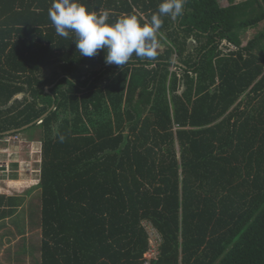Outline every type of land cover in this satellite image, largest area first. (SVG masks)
<instances>
[{
    "label": "trees",
    "instance_id": "1",
    "mask_svg": "<svg viewBox=\"0 0 264 264\" xmlns=\"http://www.w3.org/2000/svg\"><path fill=\"white\" fill-rule=\"evenodd\" d=\"M226 1L186 0L156 58L120 68L57 35L53 0H0V141L41 143L36 188L0 196V229L23 241L7 262L143 264L146 222L162 238L151 264H264V30L246 36L264 0ZM80 2L143 24L161 0Z\"/></svg>",
    "mask_w": 264,
    "mask_h": 264
},
{
    "label": "clouds",
    "instance_id": "2",
    "mask_svg": "<svg viewBox=\"0 0 264 264\" xmlns=\"http://www.w3.org/2000/svg\"><path fill=\"white\" fill-rule=\"evenodd\" d=\"M185 3L186 0H161L158 11L148 23L142 24L135 15L109 23L108 10L98 15L88 11L80 0H53L49 19L57 35L67 38L70 32L75 34L74 43L80 56L93 57L103 50L106 64L122 68L133 54L148 60L156 58L162 17H180ZM63 140L60 136V141Z\"/></svg>",
    "mask_w": 264,
    "mask_h": 264
},
{
    "label": "rangeland",
    "instance_id": "3",
    "mask_svg": "<svg viewBox=\"0 0 264 264\" xmlns=\"http://www.w3.org/2000/svg\"><path fill=\"white\" fill-rule=\"evenodd\" d=\"M218 1L222 7L228 6L226 0ZM262 30H264L263 23L256 29H249L246 33L247 39L251 38L255 32ZM246 43L247 41L244 40L242 45L244 46ZM164 49L165 47H161L159 51L161 52ZM170 70L173 71V68H170ZM24 138H26V134L6 137L7 142L5 140L0 141V192L7 193L10 196H20L26 190L34 187L38 179L36 175L39 176L41 143H31V141ZM37 138H39V135H37ZM143 224L151 229L149 223L144 222ZM16 230L17 228L11 224H7L0 230V235H2L0 236V261L3 262L2 264H12V258L7 262L6 249L16 248L18 243H23V241H19L21 236L15 233ZM39 234L37 230H27L25 232L24 238H26L27 244L31 242V250L34 253L37 247L36 241L38 242L40 239ZM23 254L26 255V252L23 251ZM25 264H33L31 257H28Z\"/></svg>",
    "mask_w": 264,
    "mask_h": 264
},
{
    "label": "built area",
    "instance_id": "4",
    "mask_svg": "<svg viewBox=\"0 0 264 264\" xmlns=\"http://www.w3.org/2000/svg\"><path fill=\"white\" fill-rule=\"evenodd\" d=\"M148 233V243L149 249L144 254V263L143 264H151L152 261L158 260L160 256V246L162 243V238L160 234L151 227H146Z\"/></svg>",
    "mask_w": 264,
    "mask_h": 264
},
{
    "label": "crops",
    "instance_id": "5",
    "mask_svg": "<svg viewBox=\"0 0 264 264\" xmlns=\"http://www.w3.org/2000/svg\"><path fill=\"white\" fill-rule=\"evenodd\" d=\"M21 135V134H20ZM17 136V135H16ZM25 140L27 139V134H26V138H24ZM5 141H6V139H4ZM7 142V141H6ZM5 142V143H6ZM40 143L39 142V139L36 137L35 138V141H31V143ZM40 172V171H39ZM36 174H38V173H36ZM38 177V179H37V184H38V182H39V176L38 175H36V178ZM37 184H35V186L34 187H31L30 189H28V190H26L24 193H22L19 197H21V196H23V195H25V193H28V191L30 192L33 188H36V186H37ZM34 195H35V198H36V200H38L37 199V192H35L34 191V193H33V195L32 196H27V198H24L25 200H24V204L26 205V204H28V200H33V197H34ZM0 196H4V197H11L9 194H7V193H2V192H0ZM36 205V207H38L37 206V204H39V203H37V201H36V203H35ZM1 230V229H0ZM18 235V234H17ZM0 236H2V235H0ZM19 236V235H18ZM20 239V238H19ZM11 250H14V252H15V250H16V248L14 249V248H12ZM7 251H10L9 249H6V251H5V253L7 252ZM3 262L2 261H0V264H2Z\"/></svg>",
    "mask_w": 264,
    "mask_h": 264
},
{
    "label": "water",
    "instance_id": "6",
    "mask_svg": "<svg viewBox=\"0 0 264 264\" xmlns=\"http://www.w3.org/2000/svg\"><path fill=\"white\" fill-rule=\"evenodd\" d=\"M46 90H47V92H48V88H47ZM46 115H47V114L41 116V117H40L38 120H36L35 122H33V123L29 124V125H26V126L22 127L21 129L11 130V131L5 132V133H3V134H1V135H5V136H7V135L14 134V133H16V132H20V131H22V130H26L27 128L33 126L34 124H36V123H38V122H41V120H42L44 117H46Z\"/></svg>",
    "mask_w": 264,
    "mask_h": 264
}]
</instances>
